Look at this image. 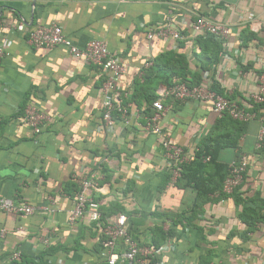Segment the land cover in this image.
<instances>
[{"label":"crops","instance_id":"crops-1","mask_svg":"<svg viewBox=\"0 0 264 264\" xmlns=\"http://www.w3.org/2000/svg\"><path fill=\"white\" fill-rule=\"evenodd\" d=\"M199 15L233 29L223 42L225 57L206 70L202 62L211 52L191 28ZM20 23L25 32L18 31ZM54 23L80 49L93 39L104 41L125 67L117 93L129 101L130 125L104 124L100 68L65 47L37 49L28 42L30 31ZM0 24L6 52L0 63V196L36 208L30 216L0 208V231L6 230L0 261L16 251L34 257L53 248L50 264H106L95 225L67 222L82 178L94 173L98 188L92 196L102 213L111 219L126 215L133 239L158 249L156 264H264V145H258L264 113L259 110L249 123L240 150L219 155L229 166L239 155L247 157L241 186L232 194L209 195L194 213L192 187L172 180L162 187L171 172L162 139L134 116L140 109L130 101L145 63L177 53L186 55L202 84L228 99L243 101L257 92L264 74V0H0ZM166 25L181 40L148 39L150 29ZM165 91L163 133L193 153L218 118L209 103L175 101L162 85L156 94ZM137 99L143 110L145 98ZM28 105L45 117L39 135L22 120ZM245 210L260 221L250 227Z\"/></svg>","mask_w":264,"mask_h":264},{"label":"built area","instance_id":"built-area-1","mask_svg":"<svg viewBox=\"0 0 264 264\" xmlns=\"http://www.w3.org/2000/svg\"><path fill=\"white\" fill-rule=\"evenodd\" d=\"M25 24L20 23L18 31L25 32ZM193 36H213L220 42H225L232 34L230 25L214 22L210 18L199 15L191 25ZM1 34V24H0ZM148 39L155 38L168 39L173 38L179 41L182 38L181 33L171 25L157 27L149 30ZM28 42L37 49L56 48L59 46L68 49L69 53L75 57H82L90 64L100 68L104 74V83L102 86V119L108 128L115 125L114 112L122 113V121L126 125L131 123L130 109H122L121 100L117 93V82L120 76L125 72V67L110 52L104 41L93 39L89 41L84 49L78 48L72 40L66 36L62 28L57 24L39 25L28 34ZM6 52L0 47V63L5 57ZM226 55V54H225ZM224 55V57H225ZM154 65L152 60L145 63L144 70H148ZM175 100L180 102H205L212 106L213 113L218 119L229 114L233 119L242 122L254 120L257 113L249 111L251 104L260 105V111L264 113V74L259 77V89L257 92L249 93L242 104L238 100H231L217 93L206 84L190 87L185 83H177L169 90ZM168 92L161 94V99L153 103L155 113L147 119L146 126L152 134L162 139V145L165 150V156L168 160L172 172V181L176 182L181 176L182 165L194 160L195 153L187 152L182 146L174 144L170 137L164 135L161 121L168 113L169 108L163 103V97ZM133 116V115H132ZM135 117H141V111H135ZM24 124L32 129L35 135L42 132V126L45 117L34 105H28L22 117ZM2 118L0 116V127ZM259 147L264 145V126L261 127L258 135ZM248 168V159L245 155L238 161H234L229 168V175L224 182L223 191L226 194H232L241 186L244 181V175ZM98 175L91 174L82 178L80 189L76 194L73 209L68 213L67 222L70 225L79 220L86 219L88 223L94 224L101 236V244L106 252L107 264H156L158 249L154 245H142L135 241L130 233L128 226V217L124 214L118 215L115 219L104 217L99 203L92 196L97 184ZM0 208L2 211L13 214H22L26 216L33 215L36 208L27 203H16L13 199L0 196ZM6 230L1 229L0 238H4ZM45 247L49 246V240L42 241ZM21 253L14 252L7 261H0V264H9L20 259Z\"/></svg>","mask_w":264,"mask_h":264},{"label":"trees","instance_id":"trees-1","mask_svg":"<svg viewBox=\"0 0 264 264\" xmlns=\"http://www.w3.org/2000/svg\"><path fill=\"white\" fill-rule=\"evenodd\" d=\"M198 42L202 44V47H205L207 53L211 52V54L207 55V58L203 59V70L210 69L213 66L216 67L220 63L225 52L223 42L209 35L199 36ZM182 44L184 43L181 42V45ZM177 83H185L190 87L202 85L201 77L199 78L198 75L190 72L186 55L183 53L171 54L169 58L165 60L157 59L154 65L144 72L143 81L136 83L135 92L130 101H134L141 110L142 121L145 124L147 119L152 117L155 113L153 103L161 99V96L156 94L159 86L162 85L170 90ZM212 89L224 96L221 90H217L216 88ZM138 94H141L147 102V106L143 110L137 99ZM171 97L175 100L172 95ZM237 100L239 104H242L239 99ZM120 106L122 109H128L129 101L122 99ZM261 107L260 105L251 104L249 111L258 113ZM114 119L122 120V113L115 111ZM250 122L235 120L229 114H225L224 117L217 119L209 135L205 137L195 149L194 160L182 165L181 176L178 178L176 184L178 185L183 181L186 186H190L196 191V202L193 207L194 213H199L203 205L208 201L209 195L224 194V182L229 175L230 166L219 162V155L221 151L226 148L240 150L242 138L247 132V127ZM240 158L241 156L239 155L236 161ZM171 180L172 172L167 175L162 187L166 186ZM78 191L79 189L76 190V192ZM244 213L243 219L250 227L261 219L258 215L249 216L247 210H245ZM103 215L107 217L105 214ZM173 224H176V222L173 221ZM53 250V248H48L34 257L22 255L20 259L10 262L9 264H50L47 262V257L53 253Z\"/></svg>","mask_w":264,"mask_h":264}]
</instances>
